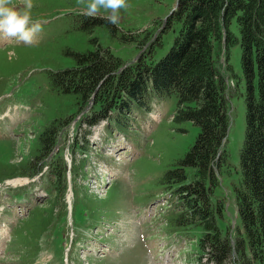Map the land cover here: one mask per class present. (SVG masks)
<instances>
[{
    "label": "trees",
    "instance_id": "obj_1",
    "mask_svg": "<svg viewBox=\"0 0 264 264\" xmlns=\"http://www.w3.org/2000/svg\"><path fill=\"white\" fill-rule=\"evenodd\" d=\"M232 22L238 36L230 29ZM76 25L79 32L68 37H82L83 50L75 49L67 43L68 37L60 39V35L49 44L57 52L51 55L53 51L48 49L49 56H43L40 63L49 67L44 72L47 85L40 99L41 110L35 117L37 130L30 142L31 161L7 170L0 168L6 177L16 172L32 177L46 167L55 199L47 209L29 210L12 229L10 240L22 221L35 220L39 214L42 219L38 225H29L36 233L30 246L33 248L53 216L56 221L61 219L59 214L54 215V207L67 189L66 166L61 155L49 164L44 161L72 116L81 114L79 125L88 129L83 134L85 152V137L95 125L112 122L117 129L127 130L131 113L147 112L152 101L173 96L174 131L186 134L191 126L197 133L155 182L170 194L164 226L173 231L197 232L198 248L208 263L225 264L234 256L238 264H264V0H177L162 31L163 35L177 28L169 50L153 60L155 50L162 46L159 35L158 43L146 56L139 55L126 66L105 44L109 40L130 44L132 41L122 33L130 31L121 32L102 18L80 17ZM236 45L241 52L240 77L228 64L229 51ZM238 96L244 98L245 134L239 152V180L231 185L230 213L220 173L228 157L229 100ZM88 106L89 110L83 112ZM74 145H78L77 140ZM233 220L238 227L231 237ZM27 224L24 221L21 229L26 237V231H30ZM56 241L63 242L61 235ZM34 248L36 253L39 246ZM21 249L28 253L26 244Z\"/></svg>",
    "mask_w": 264,
    "mask_h": 264
},
{
    "label": "rangeland",
    "instance_id": "obj_2",
    "mask_svg": "<svg viewBox=\"0 0 264 264\" xmlns=\"http://www.w3.org/2000/svg\"><path fill=\"white\" fill-rule=\"evenodd\" d=\"M13 2L20 5V0ZM176 2L128 0L116 26L120 31H130L121 32L132 42L123 45L109 40L105 46L124 66L139 55L146 56L158 43ZM34 5L33 17L47 21L35 45L0 34V168L4 170L31 161L30 142L37 130L35 117L41 110L40 99L47 85L44 72L49 67L40 63L43 56H49V44L60 35L63 39L78 33L76 22L85 17L79 12L77 0H34ZM230 29L238 36L235 22ZM145 32L148 34L144 37ZM176 33L177 28H172L162 35V46L155 50L154 61L169 50ZM67 43L83 50L82 37H68ZM50 50L51 55L57 52L56 48ZM240 55L236 45L230 49L228 61L232 73L239 77ZM61 63L69 65L66 60ZM175 104L173 96L152 101L149 111L131 113L127 130L117 129L112 122H100L86 135L85 152L83 134L88 129L79 125L81 114L72 116L69 123L65 120L63 124L67 125L62 127L55 147L44 161L49 164L61 155L66 166L67 189L54 207V215L59 214L61 219L56 221L53 216L49 228L34 245L39 246L36 253L30 247L36 234L30 226H37L41 215L36 214L35 220H24L30 229H25L27 237L21 232L24 221L13 231L12 240L10 233L29 210H43L51 205L55 199L52 178L46 167L32 177L18 172H9L13 176L6 177L1 169L0 264H212L200 253L197 232L173 231L164 226L170 194L155 186V182L165 167L191 145L197 133L191 126L186 134L174 131L171 118ZM229 107L230 127L225 143L228 157L220 175L222 194L228 198L232 213L231 185L239 180V152L245 134L244 98H230ZM237 227L233 220L231 237ZM58 235L63 239L61 244L56 241ZM23 243L28 246V253L21 249ZM225 264L238 262L232 256Z\"/></svg>",
    "mask_w": 264,
    "mask_h": 264
},
{
    "label": "clouds",
    "instance_id": "obj_3",
    "mask_svg": "<svg viewBox=\"0 0 264 264\" xmlns=\"http://www.w3.org/2000/svg\"><path fill=\"white\" fill-rule=\"evenodd\" d=\"M34 6V0H20L19 6L13 0H0V34L28 46L35 45L47 21L33 17ZM77 6L85 17L102 18L117 25L121 10L128 7V0H77Z\"/></svg>",
    "mask_w": 264,
    "mask_h": 264
}]
</instances>
